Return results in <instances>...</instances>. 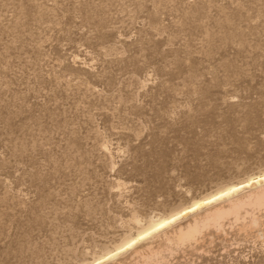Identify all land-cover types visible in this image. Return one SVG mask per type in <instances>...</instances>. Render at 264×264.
Instances as JSON below:
<instances>
[{
	"label": "rangeland",
	"instance_id": "rangeland-1",
	"mask_svg": "<svg viewBox=\"0 0 264 264\" xmlns=\"http://www.w3.org/2000/svg\"><path fill=\"white\" fill-rule=\"evenodd\" d=\"M263 171L264 0H0V264H264V209L125 245Z\"/></svg>",
	"mask_w": 264,
	"mask_h": 264
},
{
	"label": "bare ground",
	"instance_id": "bare-ground-1",
	"mask_svg": "<svg viewBox=\"0 0 264 264\" xmlns=\"http://www.w3.org/2000/svg\"><path fill=\"white\" fill-rule=\"evenodd\" d=\"M261 209H264V171L199 198L176 213L150 222L128 239L125 245L137 250V242L163 233L166 242H169L166 246L173 251V245L193 242L208 228L222 229L227 220L242 224L244 229L261 226L262 220L258 213ZM183 217L187 218V222L177 224ZM161 251L152 249L144 257L151 261L157 257L158 260Z\"/></svg>",
	"mask_w": 264,
	"mask_h": 264
}]
</instances>
